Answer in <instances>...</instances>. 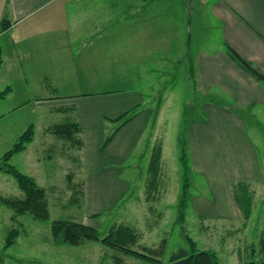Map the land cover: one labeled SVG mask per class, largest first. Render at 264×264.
<instances>
[{"label": "rangeland", "instance_id": "rangeland-1", "mask_svg": "<svg viewBox=\"0 0 264 264\" xmlns=\"http://www.w3.org/2000/svg\"><path fill=\"white\" fill-rule=\"evenodd\" d=\"M183 2L186 3L185 0ZM196 3V0L192 4L183 3V15L177 11L174 16L173 21L177 26L167 27L165 32L158 31V57L155 63L151 60V64L145 66L144 70L151 71L150 74L140 70L134 76L129 73L127 81L113 84L112 92L141 86L144 102L134 106L138 112L136 117L142 114L145 118L148 117L149 123L131 152L118 153L119 149L106 158L108 168L100 169V172L97 169L92 170V173L85 172L86 155L79 152L83 145L79 150L72 147V162L69 158L66 160V157L57 159L62 156L56 153L61 142L54 136L45 134L44 129L63 122L66 115H50L48 110L39 109L36 105L39 98L37 90L28 92L17 81L11 100L0 103V107L5 104L7 108L9 105H22L13 114V142L17 141L18 135L27 125L34 126L32 144L27 146L25 153L14 156L11 164L23 174L32 177L45 190L50 213L47 221L35 220L28 214H14L12 223L8 216L0 214V264H17L18 261L22 264H150L140 258L125 256L100 242H84L78 246L55 245L50 226L56 220L87 225L94 228L100 238L108 236L117 227H125L135 238L128 245L129 248L143 254H148L149 250H163L157 257L161 264H168L172 254L178 250L189 249L185 235L195 242L197 251L214 252L220 264H245L264 260V114L255 116V122L245 112H238L246 120L243 138L229 125H221L223 136L216 138L206 135L201 139L198 143V158L203 171H198L199 166L193 161L195 156L189 150V127L202 124L201 120L207 118L203 102H209V98L224 104L229 102L218 93L203 97L196 84L191 62L194 61L193 56L200 44L197 42V34L203 22V11L200 9L199 16ZM184 6L189 8L188 18H185ZM179 19L183 21L182 26ZM187 19L190 20L188 44L185 23ZM203 28L208 29L207 22L205 26L202 24L201 29ZM171 30V39L169 37L166 42L165 38ZM165 45L167 49L163 50ZM187 47L189 52H186ZM108 65L118 66L112 58ZM74 67L81 68L76 65ZM97 92L101 91L78 89L72 91V94ZM49 94L50 91L43 93L47 97ZM101 109L92 111L98 114ZM233 110L236 111L234 108ZM235 113L238 115L237 111ZM75 114L77 110H72V119H75ZM153 114L155 120L152 130L150 127ZM107 122L110 121L106 120L104 124L108 125ZM220 127L218 126L219 130ZM212 130L213 127L209 128V131ZM113 137L106 146H102L106 138L103 136L102 150L111 143ZM81 141L83 144L82 139ZM49 142L53 143V161L36 163L37 158L47 155L44 153L50 145L45 144ZM89 144L90 139V151ZM182 146L186 148L187 168L180 161ZM241 146L245 153L252 148L257 158L256 164L249 166L247 158L245 165L242 163ZM233 147L238 156L230 160L238 159L242 166L237 172L248 176L250 181H232L234 173L237 172L223 166L220 159L228 157L223 152ZM157 149L160 150L159 173L154 178L149 166ZM236 152L234 151L235 155ZM66 153L71 156L68 151ZM95 172L99 173L93 177ZM67 174H72V184L66 180ZM7 177L11 179V186L1 190L9 196H21L13 177ZM237 181L248 183L249 191L253 193L248 219L244 218L239 208L236 216L235 209L232 210L230 204L224 200L226 195L229 198L230 192L236 205L232 184ZM228 182L231 183V189L227 190L225 183ZM185 189L184 218L182 222H178ZM12 229H17L20 234L10 249H5L4 239Z\"/></svg>", "mask_w": 264, "mask_h": 264}, {"label": "crops", "instance_id": "crops-1", "mask_svg": "<svg viewBox=\"0 0 264 264\" xmlns=\"http://www.w3.org/2000/svg\"><path fill=\"white\" fill-rule=\"evenodd\" d=\"M183 1L0 0V91L10 88L9 94L1 99L0 103L11 100L13 87L17 81H20L28 92L37 90L39 98L36 105L39 109L48 110L50 115L59 113L66 115L63 122L47 126L44 133L54 136L48 131L56 125L79 124L80 137L83 140V148L79 152L86 155L85 172L92 173L94 169L100 172V169L108 168L106 158L119 149L118 153L131 152L149 123L148 117L145 118L141 114L121 127L111 143L105 149H101L103 136L116 127L110 122L105 125V121H112L144 102L141 86L112 92L113 84L127 81L129 73L134 76L140 70L144 71L145 66L151 64V60L155 63L158 57V31H166L167 27L177 26L173 21L175 13L180 11L183 15V3L192 4L194 0H185L186 3ZM196 2L198 15L201 16L200 9L203 11V22L197 34V42L200 44L193 56L194 61L191 62L196 84L203 97L218 93L229 101L224 104L209 98V102H203L207 118L201 120L202 124L189 127V150L195 156L193 161L198 164V171H203L198 158V143L201 139L206 135L216 138L223 136L221 125H229L243 138L246 120L238 112H245L253 119L258 114H264V83L245 73L227 54L228 46L264 75V0H196ZM184 8L185 18L190 17V13H187L189 8L185 6ZM199 20L201 21L200 18ZM178 21L182 26V19ZM206 22L208 29H201L202 24L205 26ZM185 23L188 44L190 20L187 19ZM171 36L172 30L168 32L166 42ZM165 48L167 49V45L163 46V50ZM186 52H189V47L186 48ZM110 58L116 61L117 67H109ZM75 65L81 68L76 69ZM145 72L151 73V71L143 73ZM78 89L101 92L72 94V91ZM46 91H50L48 97L43 95ZM8 107L5 104L0 107V157L15 143L13 114L20 110L22 105ZM99 108L102 109L98 114L92 111ZM72 110H77L75 119H72ZM211 127L214 130L209 131ZM57 139L60 140L61 146L56 153L62 154L57 159L66 157V160L69 158L72 162V146L60 138ZM45 145H50L44 153L47 155L37 158L36 163L53 161L51 157L53 143ZM26 151L27 147L14 156ZM66 151L71 156H67ZM234 151L236 152L233 147L223 152L228 157L220 160L223 166L237 172L242 164L239 165L238 159L230 160L238 156ZM240 152L244 165L246 158L249 159V166L256 164L257 158L252 148L245 153L241 146ZM14 156L10 159V164ZM98 173L95 172L93 177ZM66 180L72 184V174H67ZM231 180L247 181L248 176L237 172ZM229 184L231 185L229 182L225 183L227 190L231 189ZM7 186H11V179H8L7 174L0 172V195L9 196L1 190ZM228 194L229 198L227 199L226 195L224 200L230 204L232 210L235 209L234 214L238 216V207L233 203L230 192ZM10 197L22 198L23 194ZM6 208L0 205V214L8 216L12 223L14 213ZM17 264L22 262L18 261Z\"/></svg>", "mask_w": 264, "mask_h": 264}, {"label": "trees", "instance_id": "trees-1", "mask_svg": "<svg viewBox=\"0 0 264 264\" xmlns=\"http://www.w3.org/2000/svg\"><path fill=\"white\" fill-rule=\"evenodd\" d=\"M227 54L229 58L240 67L245 73L254 78L258 82L264 83V75L254 69L248 62L242 59L233 49L227 46ZM10 92V88H6L0 92V100L4 99ZM134 107L117 118L110 121V124L116 125L115 128L108 131L104 143L102 146H106L115 133L124 125L128 124L134 118H136L138 112ZM155 115L153 114L150 129L154 128ZM48 132L52 133L55 137L64 140L69 143L73 148L78 150L82 148L81 141V127L77 123H67L64 125H56L52 127ZM34 128L33 125H29L27 129L19 136L17 141L13 144L12 148L6 151L0 157V172H3L11 177L16 182L19 190L23 194L22 198L2 196L0 195V205L11 209L16 216H22L25 214L30 215L35 220L47 221L50 218L48 210V203L46 200V192L43 188L39 187L33 178L19 172L13 165L10 164L12 156L23 152L28 144L33 140ZM182 153L180 161L184 168H187L188 161L186 160V148L182 146ZM159 161L160 150L157 149L151 158L150 170L154 178L159 173ZM186 186V185H185ZM185 188V187H184ZM250 186L244 181H237L232 184V191L234 201L242 212L245 219L250 217L252 196L249 191ZM253 194V193H252ZM186 203V189L184 190V196L180 204V213L178 222H182L184 218L183 209ZM52 241L55 245H68L78 246L84 242H100L102 245L115 249L121 254L128 257H135L146 260L150 264H161V261L157 259L159 254L163 252L149 250L148 254H143L134 251L129 248V244L133 243L135 238L129 229L125 227H117L108 236L100 238L99 233L94 229L82 223H77L68 220H56L51 223L50 226ZM17 229L10 230L4 240V248L9 249L15 242L19 235ZM188 244L189 249H180L176 253L172 254L168 264H220L217 255L211 251H197L195 242L188 236H184ZM164 245V244H163ZM245 264H264V260L261 262H247Z\"/></svg>", "mask_w": 264, "mask_h": 264}]
</instances>
